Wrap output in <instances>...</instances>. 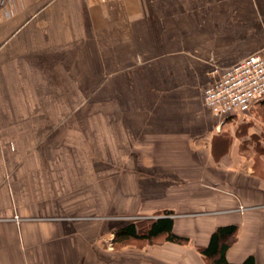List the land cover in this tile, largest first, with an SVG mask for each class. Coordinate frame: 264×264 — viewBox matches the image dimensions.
<instances>
[{"label":"crops","instance_id":"1","mask_svg":"<svg viewBox=\"0 0 264 264\" xmlns=\"http://www.w3.org/2000/svg\"><path fill=\"white\" fill-rule=\"evenodd\" d=\"M264 57V0H0V264H264V177L204 90ZM233 126V125H230ZM241 138V139H240ZM244 142V141H243ZM172 211L174 233L114 246Z\"/></svg>","mask_w":264,"mask_h":264},{"label":"built area","instance_id":"2","mask_svg":"<svg viewBox=\"0 0 264 264\" xmlns=\"http://www.w3.org/2000/svg\"><path fill=\"white\" fill-rule=\"evenodd\" d=\"M262 97L264 57L254 54L225 68L217 81L204 90L203 104L216 116H234L248 112Z\"/></svg>","mask_w":264,"mask_h":264},{"label":"trees","instance_id":"3","mask_svg":"<svg viewBox=\"0 0 264 264\" xmlns=\"http://www.w3.org/2000/svg\"><path fill=\"white\" fill-rule=\"evenodd\" d=\"M172 211H164L156 219H149L138 223H127L116 227L113 231L112 244L118 246L130 241H150L162 238L164 242L186 245L188 238L174 233ZM238 227L233 224L218 226L209 236L203 247H197V252L206 264H256L252 255L247 256L240 263H230L227 252L234 243Z\"/></svg>","mask_w":264,"mask_h":264},{"label":"rangeland","instance_id":"4","mask_svg":"<svg viewBox=\"0 0 264 264\" xmlns=\"http://www.w3.org/2000/svg\"><path fill=\"white\" fill-rule=\"evenodd\" d=\"M245 121H248V119L237 117V119H235L234 121H228L223 129L227 130L233 128L236 131V134L241 137L242 135H244V133H246L248 127L251 128V131L254 134L249 136L248 140H244L243 137L242 139L240 138V148L251 155L254 161L253 165L256 174L264 177V126H262L261 124H256L253 121ZM202 263L206 264L204 261Z\"/></svg>","mask_w":264,"mask_h":264}]
</instances>
